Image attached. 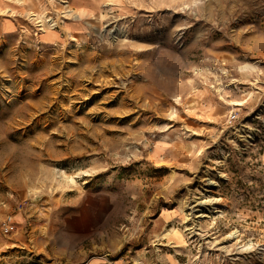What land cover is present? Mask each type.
<instances>
[{"label":"rangeland","instance_id":"374dc122","mask_svg":"<svg viewBox=\"0 0 264 264\" xmlns=\"http://www.w3.org/2000/svg\"><path fill=\"white\" fill-rule=\"evenodd\" d=\"M107 1L0 8V264H264V0Z\"/></svg>","mask_w":264,"mask_h":264},{"label":"bare ground","instance_id":"6f19581e","mask_svg":"<svg viewBox=\"0 0 264 264\" xmlns=\"http://www.w3.org/2000/svg\"><path fill=\"white\" fill-rule=\"evenodd\" d=\"M62 3H67L69 2V0H60ZM6 0H0V8L5 4ZM23 2H25V0H16V4L17 3H20L23 5ZM114 0H108L107 1V6L108 5H114ZM15 7L16 6H13V5H9L7 6L5 9H3V12L4 13H9L10 15H14L15 14ZM69 12H71L70 15H72L73 17L72 18H67L68 19H73V20H70V21H67L65 20V26H64V32L66 34V37L67 36H70L72 38V40H77V38L73 35V33L75 31L73 30H91V27L93 28L94 27V24L92 22V19L93 18H96V19H99L101 20L103 18V14L102 12L99 13L98 17L96 16H91L92 18H90L89 16L92 15V12H89L87 9H78L77 11H72V9L69 10ZM22 13V12H21ZM26 14L29 16L30 19L32 20H36V25L39 27V30L42 31L44 34V37H42L43 39V42L44 43H51V44H58L59 42L62 41V33L56 29L57 25L55 26V24L57 23H49L51 22L52 20L51 19H48L46 20L45 17L42 15L43 12H36L34 10H32V7H30V10L29 11H26ZM68 13L66 15H69ZM89 17V18H88ZM120 20V19H118ZM116 20V21H118ZM110 24H108L107 26L105 27H108ZM117 26V25H116ZM83 32V34H87L88 31L86 32ZM110 34H111V38H112V41H115V40H118L119 36H121V33H116V29H112L110 31ZM48 41V42H47ZM247 101L244 100V101H233V105H243L244 103H246ZM221 176L224 177L225 179H228L227 177V174H224V173H221ZM60 178L63 180V181H71L72 183H75V179L74 177H71L70 179L67 177V175L65 173H62L60 174ZM205 180H207V185H208V190L210 191V188H212L213 186H217L218 183L213 180V178L211 177H207L205 178ZM221 201V198H210L209 200H201L200 202H198V205L199 204H204V203H207V202H210V203H215V202H220ZM214 209L216 208L215 206L213 207ZM217 211H215V213H217ZM170 215V214H168ZM204 216H207V214L205 213H202V214H198L197 217H204ZM170 216H168L169 218ZM22 217L21 215L17 216V220H21ZM164 239H166L169 244H180V243H185L186 242V238H185V235L184 233L182 232V230L180 228H177V227H174V228H170V229H167L166 232L164 233L163 235ZM230 237V236H228ZM5 246V249H11V245L6 243L4 244ZM248 249V248H247ZM101 258L100 257H92L89 261L91 264L95 263V262H101L102 260H100Z\"/></svg>","mask_w":264,"mask_h":264},{"label":"crops","instance_id":"0c3cea01","mask_svg":"<svg viewBox=\"0 0 264 264\" xmlns=\"http://www.w3.org/2000/svg\"><path fill=\"white\" fill-rule=\"evenodd\" d=\"M13 25H14V27H13ZM1 28H2V30H7V31H9V30L15 28V23H14V24H13V23H12V24H11V23H6V24H5V23H2V24H1ZM87 264H91L90 261H88ZM93 264H103V263H102V261H101V262H95V263H93Z\"/></svg>","mask_w":264,"mask_h":264},{"label":"built area","instance_id":"2783aa9c","mask_svg":"<svg viewBox=\"0 0 264 264\" xmlns=\"http://www.w3.org/2000/svg\"><path fill=\"white\" fill-rule=\"evenodd\" d=\"M232 118H235V115L232 116ZM12 221V217H9V222ZM8 231H10L11 229L7 228Z\"/></svg>","mask_w":264,"mask_h":264}]
</instances>
